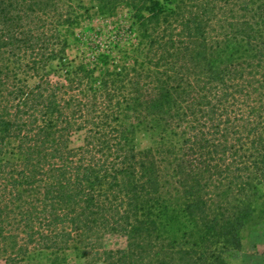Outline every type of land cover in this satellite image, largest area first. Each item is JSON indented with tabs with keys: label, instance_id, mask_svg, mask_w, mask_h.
I'll list each match as a JSON object with an SVG mask.
<instances>
[{
	"label": "trees",
	"instance_id": "trees-1",
	"mask_svg": "<svg viewBox=\"0 0 264 264\" xmlns=\"http://www.w3.org/2000/svg\"><path fill=\"white\" fill-rule=\"evenodd\" d=\"M91 3L70 58L80 0H0V264H227L264 221V0Z\"/></svg>",
	"mask_w": 264,
	"mask_h": 264
},
{
	"label": "rangeland",
	"instance_id": "rangeland-1",
	"mask_svg": "<svg viewBox=\"0 0 264 264\" xmlns=\"http://www.w3.org/2000/svg\"><path fill=\"white\" fill-rule=\"evenodd\" d=\"M83 5L89 9L91 18L83 22L79 27L66 30V36L71 44L70 50L67 52L70 58H74L81 49L79 41H83L90 34V30L98 31L108 28L113 19L100 17L95 10L92 9L91 0H80ZM80 44V45H79ZM154 142L151 133H140L137 135L136 144L139 149L150 147ZM78 138L73 140V146H78ZM264 193V188L261 190ZM120 240L109 239L105 244L108 247H116ZM71 262L74 257L71 255ZM227 264H264V221L252 230H248L243 234L242 248L239 252L231 254L227 259Z\"/></svg>",
	"mask_w": 264,
	"mask_h": 264
}]
</instances>
